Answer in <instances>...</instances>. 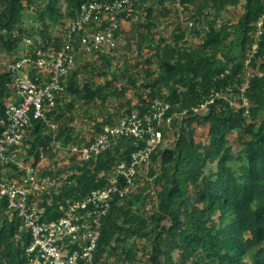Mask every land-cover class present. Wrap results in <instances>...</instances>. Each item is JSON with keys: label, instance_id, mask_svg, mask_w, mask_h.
<instances>
[{"label": "trees", "instance_id": "obj_1", "mask_svg": "<svg viewBox=\"0 0 264 264\" xmlns=\"http://www.w3.org/2000/svg\"><path fill=\"white\" fill-rule=\"evenodd\" d=\"M89 1L0 0V50L18 55L26 36L58 48L56 27L64 30ZM134 6L118 30L133 66L118 63L117 50L80 53L49 114L55 128L41 119L28 126L22 157L62 181L39 194L41 219H58L60 203L106 187L114 166L130 163L145 145L123 136L94 158L70 156L60 165L55 143L92 141L103 126L133 111L142 115L159 99L170 104L168 115L186 113L163 129L137 187L115 196L101 218L96 263L133 264L140 253L137 264H264V0H136ZM229 10L239 14L236 20L226 17ZM168 14L175 20L167 34L161 28ZM11 75L0 66V110L14 98L6 86ZM217 92L207 111L196 110ZM238 94L247 97L248 115L229 103ZM8 205L0 195V264H34L26 250L31 233Z\"/></svg>", "mask_w": 264, "mask_h": 264}, {"label": "built area", "instance_id": "obj_2", "mask_svg": "<svg viewBox=\"0 0 264 264\" xmlns=\"http://www.w3.org/2000/svg\"><path fill=\"white\" fill-rule=\"evenodd\" d=\"M135 2L82 3L77 18L70 20L64 30L56 27V33L62 36L58 48L36 44L32 37L26 36L18 55L8 57L0 50V66L12 73L6 86L14 94L0 110V195L7 196L8 206L22 218L21 228L31 233L32 243L26 250L34 264H97L95 250L101 218L115 196L125 197L137 187V176L149 162L151 152L163 141V129L168 132L174 118L186 113L168 115L170 104L155 99L142 115L133 111L118 124L103 126L92 141L66 146L55 143L60 165L70 156L80 160L94 158L123 136L143 141L145 145L133 152L130 163L121 161L114 166L106 187L92 190L84 199H66L59 204L63 215L58 219H41L39 194L62 181L59 177H44L41 169L22 157L19 148L28 126L33 120L41 119L55 128L49 114L57 104L59 92L66 87L65 77L76 67L78 55L117 50L121 44L118 37L121 17L135 11ZM219 96L217 92L196 110L207 111ZM229 103L236 110L244 107V113L249 114V102L244 94H238Z\"/></svg>", "mask_w": 264, "mask_h": 264}, {"label": "rangeland", "instance_id": "obj_3", "mask_svg": "<svg viewBox=\"0 0 264 264\" xmlns=\"http://www.w3.org/2000/svg\"><path fill=\"white\" fill-rule=\"evenodd\" d=\"M142 11L145 13L144 9H142ZM234 12L232 10H229L227 13H226V17H232L233 16V20H236L235 17L238 16L239 14L237 13L235 16H234ZM187 15H183L182 17H180V23L182 25H185L187 23ZM175 20V15L174 14H168L165 18H163V23H162V30H165L166 29V33H170V31L172 30L173 28V21ZM137 38H139L138 35H136ZM120 47L117 49V53H119L116 61L118 63H120L121 65H127V66H130L132 67L133 64H134V58H133V54L128 50V47H124L123 46V43L121 42V44L119 45ZM133 47H135L133 45ZM132 96V94H131ZM132 101L133 103H135L137 101V97H134L132 98ZM79 121V120H78ZM83 127L82 128H87L88 127V121L83 118ZM84 133V132H83ZM198 138L200 140L204 139L205 138V130L203 128H200L199 130H197V134ZM235 137H236V134L233 133L231 136H230V139H231V143L233 144V148H234V152L236 153L241 147L240 145L235 142ZM170 140H173L172 137L168 138V140H165V144L168 145L169 144V141ZM239 162L238 161H234V167L236 168L237 167V164ZM146 169L143 168L141 169V173H143V171ZM140 173V174H141ZM137 245L138 247H141L142 246V243L141 242H137ZM136 258L134 259L133 261V264H137V261L139 260L138 257L140 256V253L136 254Z\"/></svg>", "mask_w": 264, "mask_h": 264}]
</instances>
